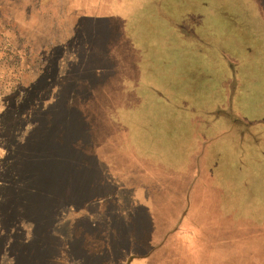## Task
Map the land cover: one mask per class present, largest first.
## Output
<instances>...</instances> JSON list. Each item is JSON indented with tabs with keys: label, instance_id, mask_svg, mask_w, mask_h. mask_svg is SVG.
Masks as SVG:
<instances>
[{
	"label": "rangeland",
	"instance_id": "rangeland-1",
	"mask_svg": "<svg viewBox=\"0 0 264 264\" xmlns=\"http://www.w3.org/2000/svg\"><path fill=\"white\" fill-rule=\"evenodd\" d=\"M2 1L0 11L4 16L0 14L1 27H5L6 20L24 23L25 7L32 9L33 6L31 0L29 6L25 0ZM164 1V5H169L176 15L171 17L173 21L166 18L157 3L149 1L141 6L136 0H98L83 4L84 11L93 10L95 6L99 16H107L104 23L109 21L114 33L107 52L96 50L99 63L106 68L108 66L107 78L94 87H86L85 94L76 99L83 103L86 101L81 106L83 109L98 108L103 96L113 93L111 90L104 92L109 86L107 83L116 77L139 74L138 80L133 78L129 83L136 88L132 104L127 106L121 102L118 108L120 113L126 114L125 124L131 135L129 143L138 146L139 137L136 134L142 132L148 152L154 159L158 158L153 178L151 170L143 180L150 182L153 179L154 186L161 181L164 170L175 175L169 181H176L177 175L186 168L189 150L192 154V151L200 149V140L208 141L205 165L206 170L216 172L211 177L215 176L211 182L216 186L211 188L213 192L206 198L210 202L202 205L201 212L209 210L210 216L206 217V223L190 227V235L186 233L189 228L184 227L185 232L170 235L169 241L171 253L175 255L187 251L191 255L200 251L202 254L217 253L247 234L246 223L264 225V76H260L263 74L260 70L264 53L261 48L255 49L260 44L258 42L262 41L261 45H264V13L257 1L252 0H242L253 9L252 12L243 9L240 1L236 0H212L213 8H207L209 2L198 6L197 0ZM126 13L135 21V26L125 24L130 22L129 18H125V15L128 17ZM82 20L85 24L92 22L96 26L103 19L85 17ZM125 27L134 31L128 36L129 42L124 49L120 34L124 33L126 44ZM189 28H193L196 34L189 35L192 32ZM32 34L34 36L23 39L21 35L0 33V170L5 173L12 159L18 171H25L22 167L26 163L25 169L29 173L32 171L30 164H33L30 160L38 159V142H31L28 134L31 124L34 121L39 123L41 117L39 113H32L31 109L39 103L45 105L47 99L44 97L53 98L55 93H61L66 98L71 91L72 95L77 88L72 89L71 85L63 88V79L74 73L84 76L83 68L74 65L76 54L82 57L84 51L45 48L38 42V31ZM201 39H208V43L203 42V48L198 49L194 41L199 44ZM95 42L98 45L96 39ZM251 43L255 44L249 46ZM62 45L60 42L59 47ZM117 45L118 51H113V46ZM114 52H119L118 56ZM230 52L237 57V61L230 60ZM152 82L166 90L159 96L169 99L168 103L162 104L160 98H154L158 92H153ZM114 86H119V83ZM35 89L41 91V95L33 92ZM114 93L121 94L118 90ZM115 105L114 99L110 106ZM217 110L224 114L219 115L220 119L214 123L212 112ZM167 115H171L173 125L163 124ZM120 120L123 122V119ZM24 140H27L26 145ZM78 144L84 145L85 141L80 139ZM145 146H142L143 149ZM236 150L239 151V167L245 185L238 193L233 191L230 194L227 191L236 187L235 180L230 179L233 170L238 169ZM258 154L260 162H257L260 159L255 161L254 158ZM249 158L251 161L245 164ZM160 168L163 170L159 174ZM111 177L113 179L112 173ZM227 178L232 180L231 185L227 183ZM205 181L203 179L201 183L204 185ZM131 186L125 187L123 202H135L134 180ZM30 196L22 197L29 199ZM0 197L6 198V194ZM153 231L149 238L157 240L159 227ZM159 256L151 258L156 262Z\"/></svg>",
	"mask_w": 264,
	"mask_h": 264
},
{
	"label": "crops",
	"instance_id": "crops-1",
	"mask_svg": "<svg viewBox=\"0 0 264 264\" xmlns=\"http://www.w3.org/2000/svg\"><path fill=\"white\" fill-rule=\"evenodd\" d=\"M92 1L98 0H31L32 9L25 7L23 13L24 23L5 19V27L0 26V33L21 35L23 39L34 36L32 33L37 30L38 42L44 44L45 48H71L85 53L82 57L76 54L74 63L83 68L84 76L74 73L70 79L65 77L61 83L63 88L67 85H71L72 89L77 88L72 91L73 94L70 91L65 98L61 93H55L53 98L44 97L47 99L45 105L39 103L31 109L32 113H39L41 117L39 123L34 121L29 128L28 138L34 144L38 142V159L30 160L33 162L30 164L32 171H26V163L22 167L25 171H18L13 164L14 159L8 162L6 173L0 170V195L6 194V198L0 197V264H134L136 261H140L137 264H264V225L260 223H246L247 234L233 240L217 253H171L170 235L185 232L184 227L189 228L186 233L190 235V227L206 223V217L210 216L209 210L203 214L201 212L202 205L210 202L206 198L213 192L211 188L216 186L211 182L215 176L211 177L216 172L206 170L205 165V146L208 141L200 140V149L192 151V154L189 150L186 168L177 175L176 181H169L175 175L164 170L159 185L155 183L154 186L153 179L150 182L143 180L151 170L153 178L158 158L154 159L148 152V145L145 146L146 143L142 140V132L136 134L139 137L138 146L129 143L131 135L125 124L126 114L120 113L118 108L121 102L127 106L132 104L136 88L129 83L133 78L138 80L139 74H128L126 78L116 77L117 80L107 83L109 86L104 92L111 90L113 93L103 96L98 108H93L95 112L90 108H81L86 101L83 103L76 98L85 94L83 92L86 87H94L97 83L104 82L108 76V66L106 68L99 63L96 50L107 52L114 33L111 23H104L107 16H99L95 6L93 10H83V4ZM148 1L151 4L157 3L166 18L173 21L171 17L176 15L169 5H164L166 1L136 0L139 6ZM211 1L197 0V3L199 6L209 2L207 8H213ZM236 1H240L243 9L253 11L242 0ZM252 1H257L264 13V0ZM25 2L30 5L29 0ZM0 14L3 15L1 11ZM127 15L125 18H129L130 22L125 23L123 18L124 23L135 26V21ZM85 17H100L103 20L94 26L92 22L85 24L82 20ZM27 19H30L29 22ZM178 24L182 26L179 22ZM182 27L186 28L185 25ZM189 29L192 31L189 35L196 34L193 28ZM133 31V28L129 31L128 27L124 28L126 44L124 33L121 32L124 49L129 42L128 36ZM60 42L65 45L59 47ZM258 43L260 44L255 49L261 48L264 53V45H261L263 42ZM203 46L200 42L197 47L202 49ZM113 47V51L119 49L118 45ZM114 53L117 56L119 54ZM229 58L234 60L232 62L237 61L232 53ZM109 66L112 69L111 63ZM260 71L263 73L260 76H264V63ZM257 74L259 75L258 71ZM81 82L86 84H80ZM116 83L119 86L115 87ZM152 83L153 92H158L154 98H160L162 104L168 103L169 99L159 96L160 92L166 90ZM115 90L121 94L116 95ZM35 91L41 95V91L33 90ZM124 96L127 98L124 99ZM114 99L116 105L111 107L110 102ZM212 113L215 115L214 123L223 114L221 110ZM163 121L167 126L173 125L171 115H167ZM248 134L251 135V132ZM80 139L85 144L88 141L86 146L78 144ZM23 143L26 145L27 140ZM142 146L146 148L143 149ZM259 148L258 146V151ZM236 152L238 169H234L230 176V179L235 180L236 187L227 191L230 194L233 191L238 193L240 187L245 185L242 169L239 167V151ZM254 158L255 161L260 159L257 162L261 161L259 154ZM250 161L249 158L244 163L248 164ZM162 170L160 168L159 174ZM200 178L201 180H197ZM203 179L206 180L204 185L201 183ZM133 180L135 202H123L125 187H132ZM231 181L227 178L229 185ZM19 193L31 196L29 199L17 197ZM155 227L160 229L157 240L149 238ZM158 242L159 245L155 244ZM155 252L160 254L156 262L151 258L157 255Z\"/></svg>",
	"mask_w": 264,
	"mask_h": 264
},
{
	"label": "trees",
	"instance_id": "trees-1",
	"mask_svg": "<svg viewBox=\"0 0 264 264\" xmlns=\"http://www.w3.org/2000/svg\"><path fill=\"white\" fill-rule=\"evenodd\" d=\"M194 39V38H193ZM208 39H206L205 41H207ZM194 41V40H193ZM195 42V44L197 45V46H199V44L196 42V41H194ZM200 42L201 43H203L204 41L201 39L200 40ZM224 114V113H223ZM22 195L19 193L18 195H17V197H21Z\"/></svg>",
	"mask_w": 264,
	"mask_h": 264
}]
</instances>
